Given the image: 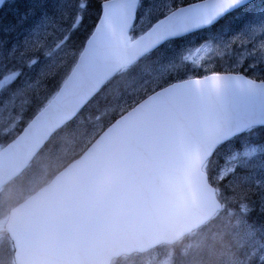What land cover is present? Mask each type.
Segmentation results:
<instances>
[{"label": "snow or ice", "instance_id": "1", "mask_svg": "<svg viewBox=\"0 0 264 264\" xmlns=\"http://www.w3.org/2000/svg\"><path fill=\"white\" fill-rule=\"evenodd\" d=\"M77 140L67 202L9 226L7 264L218 222L226 264H264V0H0V191Z\"/></svg>", "mask_w": 264, "mask_h": 264}, {"label": "rangeland", "instance_id": "2", "mask_svg": "<svg viewBox=\"0 0 264 264\" xmlns=\"http://www.w3.org/2000/svg\"><path fill=\"white\" fill-rule=\"evenodd\" d=\"M79 146L78 140L61 144L47 155L38 158L29 172L9 185L0 195V221H4L5 224L11 208L48 183L56 173L63 169L76 155ZM213 236V234L204 233L196 237H187L174 246H165L138 257L123 258L116 264H180L185 259L183 255L185 247L189 243L195 246L201 241L206 246L202 256L190 259L188 264H226L225 259L217 252L229 244L230 237L227 235L223 240H217ZM2 237L8 240L6 235ZM0 264H7V257L0 256Z\"/></svg>", "mask_w": 264, "mask_h": 264}, {"label": "water", "instance_id": "3", "mask_svg": "<svg viewBox=\"0 0 264 264\" xmlns=\"http://www.w3.org/2000/svg\"><path fill=\"white\" fill-rule=\"evenodd\" d=\"M64 172V171H63ZM56 179V178H55ZM47 187L43 188L34 197L26 200L23 204L10 212V219L6 226V231L9 236V226L25 218H39L50 213L52 208H62L67 202L69 193H61L56 190L54 181ZM181 236L170 237L168 243H173ZM145 242L141 238H128L118 240L111 236H106L92 245L87 253L81 250L79 243H73L67 249L69 256H79L81 264H110L111 259L117 258L122 254H130L133 252H143L147 248L154 245V242L149 241L145 236ZM49 241L53 242L54 237L50 236Z\"/></svg>", "mask_w": 264, "mask_h": 264}, {"label": "trees", "instance_id": "4", "mask_svg": "<svg viewBox=\"0 0 264 264\" xmlns=\"http://www.w3.org/2000/svg\"><path fill=\"white\" fill-rule=\"evenodd\" d=\"M210 229L214 231L215 235L213 237L217 240H223L227 236L226 228H224V225L221 222H218L214 226H210Z\"/></svg>", "mask_w": 264, "mask_h": 264}]
</instances>
